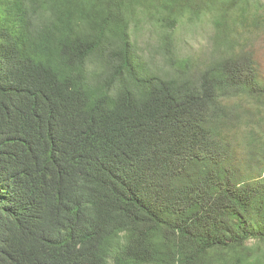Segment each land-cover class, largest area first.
I'll return each instance as SVG.
<instances>
[{
    "label": "trees",
    "instance_id": "trees-1",
    "mask_svg": "<svg viewBox=\"0 0 264 264\" xmlns=\"http://www.w3.org/2000/svg\"><path fill=\"white\" fill-rule=\"evenodd\" d=\"M0 264H264V0H0Z\"/></svg>",
    "mask_w": 264,
    "mask_h": 264
},
{
    "label": "rangeland",
    "instance_id": "rangeland-1",
    "mask_svg": "<svg viewBox=\"0 0 264 264\" xmlns=\"http://www.w3.org/2000/svg\"><path fill=\"white\" fill-rule=\"evenodd\" d=\"M208 28V23H202L197 26H184L177 29L175 32L177 51L183 56L192 55L194 58L203 56L208 46ZM155 61L158 63L157 59Z\"/></svg>",
    "mask_w": 264,
    "mask_h": 264
}]
</instances>
